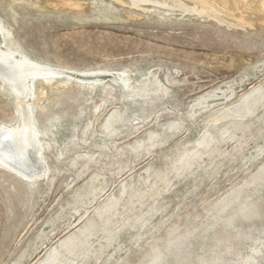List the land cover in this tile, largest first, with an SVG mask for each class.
Wrapping results in <instances>:
<instances>
[{"label": "rangeland", "instance_id": "374dc122", "mask_svg": "<svg viewBox=\"0 0 264 264\" xmlns=\"http://www.w3.org/2000/svg\"><path fill=\"white\" fill-rule=\"evenodd\" d=\"M80 1L81 8H69L59 0H0V19L10 40L31 58L54 68L66 66L68 74L93 69L103 73L91 94L71 79L65 88L34 81V115L46 133L40 138L50 143L42 153L47 172L30 182L0 166V264L18 259L19 264L40 263L120 185L130 184L129 192L137 193L153 186L154 173L170 170L205 130L218 135L222 122L212 124L213 115L264 82V15L256 1L241 9L244 23L239 27L195 14L181 16L179 11L168 14L149 2L142 9L130 0ZM217 3L238 17L231 0ZM117 71H126L132 87L146 91L144 100L110 79ZM149 74L158 80L145 83ZM42 91L46 95L40 98ZM199 97L203 103L196 105ZM15 108L7 88L0 89V124L15 121ZM114 110L117 120L107 129L105 119ZM243 136L247 142L242 148L218 146L149 202L146 212L133 215L124 200L120 211L125 216L108 226L114 232L110 241L91 256L76 254L61 264H141L149 260L150 244L164 246L195 223L201 225L184 264H264L263 183L231 196L217 216L216 209L207 210L259 170L264 110L262 117L249 120ZM103 144L107 146L100 149ZM80 152H96L97 160L85 168ZM119 164L127 167L116 175ZM148 166L149 172L139 176ZM98 177L103 178L102 192L75 207L78 194L88 195L87 182ZM249 255L251 261L245 263Z\"/></svg>", "mask_w": 264, "mask_h": 264}, {"label": "bare ground", "instance_id": "6f19581e", "mask_svg": "<svg viewBox=\"0 0 264 264\" xmlns=\"http://www.w3.org/2000/svg\"><path fill=\"white\" fill-rule=\"evenodd\" d=\"M116 1L123 2L122 0ZM217 1L220 0H190V2L184 0H130V4L133 7H141L143 9V3L149 2L152 5L163 7L168 14H171L173 11H179L181 16L184 14H195L201 18L207 17L221 24L238 27L244 23L240 13L242 8L247 7L248 1H256L258 4L257 10L264 15V0H231L233 9L239 11L238 17H234L233 12H230L228 7L222 6V4L218 5ZM59 2L61 5H66L69 8L82 7L80 0H59ZM217 6L220 8H217ZM229 17H232L234 21L230 20ZM50 65L44 63V61H37L24 53L15 41L10 40V31L0 19V89L7 88L9 97L16 107L15 121L13 123L10 121V123L0 124V166L8 171H12L19 178L29 179L30 182H34L36 178L46 175L47 170L44 168L42 153L45 148L50 147L49 142H43L40 138L46 133L41 131L42 129L39 130L34 115V100L31 98L32 93H35V91L32 92L33 84H35L34 81L39 79L47 86L55 84L58 88H65L69 83L68 80L71 79L79 82L80 86L84 87L88 94H91L94 87L102 82L100 74L103 73L94 69L92 71H75L68 74L63 70L66 66L62 69L54 68ZM61 76H65V78L61 79ZM110 79H113L120 87L130 90L134 95L144 100L146 91L143 88L132 87L130 76L126 71L120 73L117 71V73L112 74V78ZM156 80L158 79L155 78L154 74H149L146 76L144 82H155ZM158 89L162 93H165V87H161L160 84L158 85ZM40 95L41 98L46 94L42 91ZM202 100L203 97L197 98L195 100L196 105H201L203 103ZM98 107L96 105L94 108ZM142 109L144 110L145 108ZM263 110L264 82H261L257 86H252L234 103L225 105L223 109L211 117L209 121L212 124L222 122L217 127V136H213L212 132L208 129L205 130L195 140L192 148L185 149L174 159L170 170L164 173H154L157 181L153 186L146 185L143 191L137 193L135 191L129 192L132 189L129 186L130 184L124 183L120 185L116 194L107 197L96 209L94 215L88 218L76 232L60 239L57 243L58 245L52 250H48L49 252L46 254V257L43 256L45 259L38 264H61L63 260H71L76 254L80 255L81 258L93 255L94 252L101 249L103 242L110 241L114 235L113 231L108 230L110 222L118 224L125 216V212L120 211L124 200H127L125 205L126 211H132L133 215L137 211L146 212L147 209L145 208L149 202H155L156 196L162 195L163 192L169 190L178 177L184 176L202 164L218 146H224L225 149L229 150H239L242 148L247 142V139L243 136L244 128L248 125L250 119L262 117ZM117 115L118 113L115 110L109 113L105 119L104 127L108 129L112 126L117 120ZM52 120H55V118H52ZM83 130H81V135ZM106 146L103 144L100 149ZM263 148L262 146L259 150ZM95 153H78V156L82 157L85 162L83 167L86 168L89 162L97 160L94 157L97 155ZM57 155L60 157L61 153L57 151ZM76 163L77 160L74 158L72 165L75 166ZM126 167L127 165L124 167L119 164L114 169L115 174L119 175ZM149 170V166L145 167L139 176L143 173H148ZM258 181L264 184V159L259 165V170L255 174H250V179H246L243 184L239 183L237 186L231 187L225 197L223 195V198L219 202L213 206L211 205L212 207L207 208V210L212 211L216 209L217 216L219 211H222L228 205L231 196L237 197L241 190L245 187L249 188L250 184L257 183ZM102 184L103 178L100 179L99 177L87 182L86 187L89 188L88 195L78 194L73 202L74 206L76 207L75 204H82L83 206L85 204L84 199L87 200L100 194L103 190ZM250 190L253 191L255 189L251 188ZM250 195L252 194L248 193L247 197H250ZM87 211L84 210V214ZM147 221L148 219H146L145 223ZM199 225L201 224L195 223L187 227L182 233L175 234L164 246L150 244L152 248L149 250V260L141 264H184L196 240L195 230ZM42 238L43 233L37 235L36 241L40 242ZM257 247L252 249L254 254L258 251ZM22 256H24L23 253L20 255V258ZM250 258V255L247 256L245 263L251 261ZM19 261L20 259L16 260L15 264H19Z\"/></svg>", "mask_w": 264, "mask_h": 264}]
</instances>
